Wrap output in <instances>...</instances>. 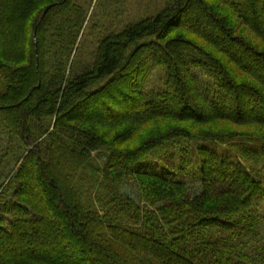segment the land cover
I'll return each mask as SVG.
<instances>
[{
  "label": "trees",
  "instance_id": "16d2710c",
  "mask_svg": "<svg viewBox=\"0 0 264 264\" xmlns=\"http://www.w3.org/2000/svg\"><path fill=\"white\" fill-rule=\"evenodd\" d=\"M91 1L0 0V201L10 191L25 207L0 220V264H264V243L250 242L264 222V83L246 66L264 69V51L222 15L264 42L244 17L251 3L168 0L118 31L92 13L85 31ZM190 86L200 90L188 98ZM173 93L182 109L165 106ZM232 94L234 111L221 104ZM96 104L104 114L79 113ZM165 117L182 125L129 143ZM217 121L248 131L192 130ZM226 136L238 141L214 143Z\"/></svg>",
  "mask_w": 264,
  "mask_h": 264
},
{
  "label": "rangeland",
  "instance_id": "374dc122",
  "mask_svg": "<svg viewBox=\"0 0 264 264\" xmlns=\"http://www.w3.org/2000/svg\"><path fill=\"white\" fill-rule=\"evenodd\" d=\"M97 0H92L90 5H89V13H88V18L90 16V14L92 15V13L94 14H100L101 12L106 13L105 18H103L100 23L103 26H106V28H108L110 31H118L120 30L125 24L130 23V22H135L139 19H142L144 17H148V16H152L155 13H157L158 11H160L164 5L168 2V0H99L98 2H96ZM251 3V10L249 12H244V17L247 21L256 24L257 26H262L264 27V0H248ZM222 15L225 16L227 15V17H230V19L232 18L231 22H229L230 26L236 31V33L243 39H245L251 46H253L255 49H257L258 51H264V42L263 41H259L258 39H256L252 34H250L249 29L245 28L243 25L239 24V20H237L231 13H229L228 11H226L223 8V12ZM101 17V15H100ZM90 20L91 22H95L96 19L93 18V16H90V19L88 20V22L86 23L85 26V31L88 30V26L91 25L90 24ZM102 32L101 31H97L95 34H93L92 36H86L83 38L88 44H93V46L95 45V42L97 40H99L102 37ZM219 41V45H221V47L225 48L226 45L221 43L220 39H217ZM89 44V47L84 49L83 52H90L92 50L93 47H91V45ZM227 48V47H226ZM251 60L248 61V63H246L247 68H249L252 72H254L255 74L259 75L262 78V81L264 83V69H261L255 62L257 60H255L254 58L250 57ZM236 62H239L236 60ZM194 81V78L189 79V83H192ZM196 81H198L196 79ZM187 82V81H186ZM195 90H200V88H194V87H188L185 94L186 96L189 98H191L192 94L195 92ZM172 96L169 95V101L165 104V106H170L179 110L183 108V102L181 101V99H179V95L177 93H173L171 94ZM241 96L244 97L243 99L246 100L245 94H243V92L241 93ZM242 99V100H243ZM234 96L229 95L228 98H224L223 102L221 104H224V106L228 109H230L231 111H234ZM96 106V107H95ZM101 107V108H100ZM97 106L94 105V109L93 108H87V109H83L81 110L79 113L80 114H85V115H92L95 113V111H100L101 114L105 113V109L102 108V106ZM204 107V106H203ZM202 104L198 103L196 105V109L202 110L203 109ZM245 108V106H244ZM117 110V106L114 107L113 111ZM119 111V110H117ZM262 110L260 109H253L251 112H248L249 115H253V114H259V115H263L261 114ZM122 111L120 110L118 113V115H121ZM116 113V112H115ZM187 114V112H186ZM247 114V115H248ZM264 116V115H263ZM185 124V123H184ZM182 124H180L178 122V120H174L172 118H158V119H154L151 120L147 123H145L144 125L141 126V128L139 129V131L136 133L135 136H133V138L129 141V143H131L132 145H138L141 142V138L143 140H145L144 138H149V137H155L158 135H161L163 133H165L166 131H169L170 129H174L175 127H178ZM204 125H198L196 127H193V132L196 129H205L206 131H210L213 133H217L218 135L221 134H225L231 131H236V129H238L239 131H248L246 128L248 127H243V126H230L229 123L226 122H220L217 121L215 123V125H213L212 127L209 126H205ZM228 136H226L225 139L221 140V141H214L215 144H217L219 147H224V148H229L231 147L232 143H236L238 141V139L233 136L231 138L234 139H230L227 138ZM158 156H155V158H157ZM163 158H165L166 163H176L177 162V155H175L174 151H169L165 154H163L162 156ZM153 161H159V159L153 160ZM40 179H43L40 178ZM40 179H37V182L40 183ZM263 179H264V171H263ZM233 183V182H232ZM235 183V182H234ZM190 186H188L189 190L188 193L190 194V196H193L195 194H197L200 190L198 183H191L189 184ZM24 188V187H23ZM122 191L124 193H129L133 199H135L137 202L139 201V193L136 190V187L134 184L128 182L125 184V186L122 188ZM14 200L11 197V192L7 191L6 195L4 196V198L0 201V220L4 221V223H7L8 220L11 221V217L14 216L16 212H18L19 210H21L20 212H23L22 210H25L23 205L20 204H16L13 205ZM5 205H8L7 207H4ZM262 205L263 208L257 207L258 212L259 213H263L264 214V201H262ZM15 209H14V207ZM54 211H56V209H54ZM57 211H60L59 209H57ZM13 218V217H12ZM4 226V225H3ZM260 234L257 238L253 237L252 240L250 241L251 243L254 244V241H258V245L260 247H262L263 243H264V222L261 225V230ZM67 235L71 236L70 233H68L67 231ZM74 238V244L75 246H80V240L76 237L73 236ZM84 246V245H83ZM87 246V245H86ZM42 248H47V246H42ZM23 252H28L27 248L24 246L22 249ZM21 252V250L19 251ZM44 261L47 262L48 264H56L55 261H53L52 259L48 258V257H43ZM63 264H88V259L86 257V255H82L81 259L77 262L74 261H70L67 263H63Z\"/></svg>",
  "mask_w": 264,
  "mask_h": 264
},
{
  "label": "water",
  "instance_id": "95a60500",
  "mask_svg": "<svg viewBox=\"0 0 264 264\" xmlns=\"http://www.w3.org/2000/svg\"><path fill=\"white\" fill-rule=\"evenodd\" d=\"M49 7H50V6H47V7L44 9V11L42 12V14H41V16H40V18H39V21H41V20L43 19L44 15L46 14V12H47V10L49 9Z\"/></svg>",
  "mask_w": 264,
  "mask_h": 264
}]
</instances>
